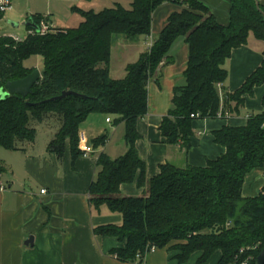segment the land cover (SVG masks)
<instances>
[{
  "label": "trees",
  "instance_id": "1",
  "mask_svg": "<svg viewBox=\"0 0 264 264\" xmlns=\"http://www.w3.org/2000/svg\"><path fill=\"white\" fill-rule=\"evenodd\" d=\"M230 3L227 26L218 25L197 0H131L130 9L116 5L98 13H81L82 22L74 29L39 35L26 28L29 33L19 41L0 36V90L32 72L23 65L30 56L38 55L43 61L40 79L30 95L0 100V148L18 150L32 145L36 130L30 123H42L55 115L60 128L47 151L61 160L68 141L75 160L83 157L79 128L90 114L113 116L114 127L124 125L126 153L116 159L100 153L95 163L97 174L88 191L92 208L105 206L121 216L120 225L93 230L96 236L113 237L124 244L110 252L120 262L145 264L152 248H168L177 252L178 264L194 253L201 254L197 264H205L216 252L220 253L218 264H240L239 260L250 253L246 249L254 246L253 260L248 264H255L264 248V184L256 197L242 196L245 177L255 169H264V110L251 115L244 127L214 132V142L225 152L203 168H178L167 163L160 166L156 177L147 179L145 163L135 149L140 139L136 122L147 113L148 84L158 83L163 68L171 64L168 53L177 38H184L189 57L184 85L173 91L171 108L159 127L168 145L180 143L188 151L196 115L227 117L232 105L239 108L245 95L251 96L255 87L264 84L263 51L260 66L240 89L228 93L224 87L231 52L245 45L249 35L264 44V8L257 7L256 0ZM162 4L181 7L182 11L169 16L158 38L126 66L122 79H112L109 63L114 42L118 38L130 43L148 38L152 14ZM30 19L38 26L44 18ZM62 92L77 96L49 102ZM221 100L225 105L222 109ZM262 103L264 107V98ZM107 139L106 134L96 138L92 148L103 147ZM134 181L142 194L121 196L120 186ZM240 249L247 253L238 258Z\"/></svg>",
  "mask_w": 264,
  "mask_h": 264
},
{
  "label": "crops",
  "instance_id": "2",
  "mask_svg": "<svg viewBox=\"0 0 264 264\" xmlns=\"http://www.w3.org/2000/svg\"><path fill=\"white\" fill-rule=\"evenodd\" d=\"M197 1L209 9L218 25L229 24L230 0ZM257 1L264 8V0ZM181 11V7L172 4H162L155 9L150 36L133 42H142L141 45L144 46L138 51L137 59L145 50L146 44L158 38L169 16ZM263 51L264 44L249 35L245 45L231 52L225 65L227 80L224 87L228 93L240 89L260 66ZM168 54L172 62L163 68L158 83L149 82L147 113L136 122L140 139L136 141L135 149L138 158L145 163L147 179L156 177L160 166L167 163L178 168L187 165L205 167L207 161L215 160L225 152L222 146L214 142V132L224 127H244L251 115L264 110L263 84L255 87L251 96L245 95L239 108L232 105L227 117L194 118L191 122L192 137L188 151L180 143L168 145L159 127L171 108L173 91L184 85L183 73L189 57V48L184 38L174 40ZM125 68L124 75L118 79L111 77L109 68L110 77L114 80L122 79ZM224 106L221 100L220 109ZM107 119L110 122H106ZM112 120L115 117L90 114L80 125L79 136L91 147L92 142L108 133L111 126L112 134L108 136L106 144L94 147L93 153L87 157L73 160L66 141L64 155L59 160L47 151L51 136L38 144L35 136L32 145L11 151L9 161L3 160L0 177L3 175L4 179L0 181L5 189L0 191V264H134L120 262L111 256L110 252L123 248V243L113 237L96 236L93 232L99 226L121 224V216L110 212L105 206L97 210L92 208L88 192L97 174L95 163L98 155L105 153L110 159H116L127 151L124 125L114 127ZM117 134L118 137L122 136L118 144L113 142ZM263 184L264 169L251 171L245 177L242 196L256 197ZM142 191L137 188L135 181L119 188V194L126 197L140 196ZM29 237H33V244L25 246ZM176 255V251L168 248L156 249L148 256L145 264H178ZM200 255L192 254L183 264H197ZM219 259L220 253L216 252L205 264H218Z\"/></svg>",
  "mask_w": 264,
  "mask_h": 264
},
{
  "label": "rangeland",
  "instance_id": "3",
  "mask_svg": "<svg viewBox=\"0 0 264 264\" xmlns=\"http://www.w3.org/2000/svg\"><path fill=\"white\" fill-rule=\"evenodd\" d=\"M116 5L130 9L131 0H11V9L0 19V36L10 37L12 35V37L24 39L29 31L21 25L17 29H13L8 22L22 24L30 19L31 16L47 18L48 23L55 29H74L82 22L81 13L89 11L98 13ZM141 44L142 42L139 44L125 42L123 38L116 39L110 55L109 68L111 77L118 79L124 75L125 66L133 63L137 59L138 51L144 48ZM146 48H148V44H146ZM23 65L26 69L32 71L41 72L43 69L42 58L38 55L30 56L23 62ZM113 123L114 121L112 120L111 124L113 125ZM30 124L36 129L37 144L39 141H46L50 136V141H52L60 128V120L55 115H49L41 124L37 122H31ZM111 134L110 126L106 135L109 136ZM121 138L122 136L118 137L117 134V138L113 142L118 144ZM0 151V163L2 166L3 160L6 161L7 159L9 161V155L12 154L11 151L13 150L0 148ZM2 176L0 179L3 181L4 178Z\"/></svg>",
  "mask_w": 264,
  "mask_h": 264
},
{
  "label": "water",
  "instance_id": "4",
  "mask_svg": "<svg viewBox=\"0 0 264 264\" xmlns=\"http://www.w3.org/2000/svg\"><path fill=\"white\" fill-rule=\"evenodd\" d=\"M256 6L258 7L257 0H256ZM8 24L13 29H17L21 25L24 26L25 28H30L36 34H39L38 26H36L31 19L24 21L22 24L12 23V22H8ZM39 79H40V72L37 70H33L25 78L7 83L5 87L0 90V100H3L7 96H12V95L19 96L22 99L26 98L28 95L32 93V87L38 82ZM68 96H77V95L72 92H62L59 97L53 98L49 100V102H56L65 99ZM32 244H33V237H29L24 245L32 246ZM255 264H264V248L257 256Z\"/></svg>",
  "mask_w": 264,
  "mask_h": 264
},
{
  "label": "built area",
  "instance_id": "5",
  "mask_svg": "<svg viewBox=\"0 0 264 264\" xmlns=\"http://www.w3.org/2000/svg\"><path fill=\"white\" fill-rule=\"evenodd\" d=\"M11 9V0H0V16L2 17L7 11H9ZM39 28V35H45L47 33H52L55 31V28L52 27L49 23L48 20H46V18L42 19L39 22L38 25ZM34 33V31H32ZM13 38L15 40H20L19 38H16L13 36ZM151 44H148V47ZM198 115H196L195 117L197 118ZM191 118H194L193 115H191ZM106 122H110L109 119L106 120ZM79 148L80 151L82 152V156L83 157H87L89 155H91L93 153V148L91 146H89L83 139L82 136H79ZM5 189V187L2 185L1 181H0V191H3ZM41 194H44V191H41ZM246 250L250 251L249 255H247V257L245 259H241L239 260L240 264H248L251 260H253V252L256 250V247L252 246L247 248ZM245 249H240L238 252V258L242 257L244 254H246ZM155 249L152 248L151 249V253L154 252ZM136 258H139V256H136ZM256 261V260H255Z\"/></svg>",
  "mask_w": 264,
  "mask_h": 264
}]
</instances>
